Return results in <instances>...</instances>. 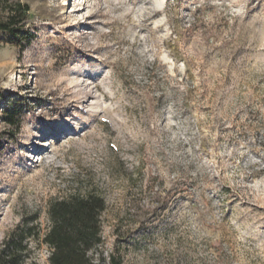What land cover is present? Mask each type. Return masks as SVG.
<instances>
[{
	"label": "rangeland",
	"instance_id": "374dc122",
	"mask_svg": "<svg viewBox=\"0 0 264 264\" xmlns=\"http://www.w3.org/2000/svg\"><path fill=\"white\" fill-rule=\"evenodd\" d=\"M9 1L33 38L0 37V245L37 217L49 264L48 205L78 189L103 258L264 264V0Z\"/></svg>",
	"mask_w": 264,
	"mask_h": 264
},
{
	"label": "trees",
	"instance_id": "16d2710c",
	"mask_svg": "<svg viewBox=\"0 0 264 264\" xmlns=\"http://www.w3.org/2000/svg\"><path fill=\"white\" fill-rule=\"evenodd\" d=\"M29 8L19 2L0 0V37L20 52L30 44L33 35L24 29ZM21 111L5 112L3 122L11 131L20 128ZM105 201L96 192L75 189L48 205L49 227L41 243L50 251L49 264H121L114 255L106 258L97 253L102 244L101 214ZM37 217L22 220L0 245V264H27L31 243H38Z\"/></svg>",
	"mask_w": 264,
	"mask_h": 264
},
{
	"label": "bare ground",
	"instance_id": "6f19581e",
	"mask_svg": "<svg viewBox=\"0 0 264 264\" xmlns=\"http://www.w3.org/2000/svg\"><path fill=\"white\" fill-rule=\"evenodd\" d=\"M86 94V93H85ZM87 98V97H86ZM27 147L29 146V144L26 145Z\"/></svg>",
	"mask_w": 264,
	"mask_h": 264
}]
</instances>
